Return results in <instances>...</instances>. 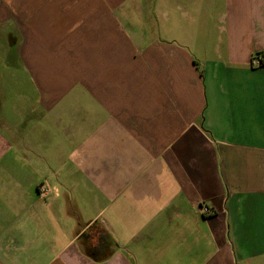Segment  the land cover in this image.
<instances>
[{
    "label": "crops",
    "instance_id": "obj_1",
    "mask_svg": "<svg viewBox=\"0 0 264 264\" xmlns=\"http://www.w3.org/2000/svg\"><path fill=\"white\" fill-rule=\"evenodd\" d=\"M0 264H264V0H0Z\"/></svg>",
    "mask_w": 264,
    "mask_h": 264
},
{
    "label": "trees",
    "instance_id": "obj_2",
    "mask_svg": "<svg viewBox=\"0 0 264 264\" xmlns=\"http://www.w3.org/2000/svg\"><path fill=\"white\" fill-rule=\"evenodd\" d=\"M107 234L108 233L105 230H101V232L97 238L96 247H95V249H92L91 252H96L100 255L99 251H108L109 252L110 250H114V249L116 250L117 249V245H116L115 241L113 239H111ZM111 253H112V251H111ZM110 254H107V255L104 254L100 258L102 260H105L107 257H109Z\"/></svg>",
    "mask_w": 264,
    "mask_h": 264
},
{
    "label": "built area",
    "instance_id": "obj_3",
    "mask_svg": "<svg viewBox=\"0 0 264 264\" xmlns=\"http://www.w3.org/2000/svg\"><path fill=\"white\" fill-rule=\"evenodd\" d=\"M256 63H257L258 65L261 64L259 57H257V61H256Z\"/></svg>",
    "mask_w": 264,
    "mask_h": 264
}]
</instances>
